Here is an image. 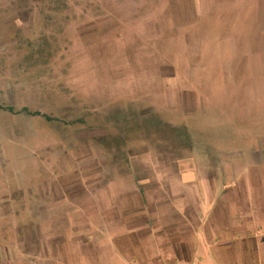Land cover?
<instances>
[{
    "label": "rangeland",
    "instance_id": "obj_1",
    "mask_svg": "<svg viewBox=\"0 0 264 264\" xmlns=\"http://www.w3.org/2000/svg\"><path fill=\"white\" fill-rule=\"evenodd\" d=\"M260 4L0 0V264H130L157 236L173 262L206 154L231 171L264 148ZM115 109L186 126L192 151L140 125L114 150Z\"/></svg>",
    "mask_w": 264,
    "mask_h": 264
},
{
    "label": "crops",
    "instance_id": "obj_2",
    "mask_svg": "<svg viewBox=\"0 0 264 264\" xmlns=\"http://www.w3.org/2000/svg\"><path fill=\"white\" fill-rule=\"evenodd\" d=\"M258 7V32L264 38V4ZM257 120L264 123V114ZM244 153L243 163L228 165L231 171L221 165L215 170L207 167L208 178L200 187L195 184L193 205H204L206 215L198 221L188 215V240L172 247L173 262L167 260L171 254L166 255L168 248L157 236L156 256L136 258L130 264H264V148ZM211 173L218 178L213 180ZM202 187L204 191H197ZM144 249L147 257L153 251Z\"/></svg>",
    "mask_w": 264,
    "mask_h": 264
},
{
    "label": "trees",
    "instance_id": "obj_3",
    "mask_svg": "<svg viewBox=\"0 0 264 264\" xmlns=\"http://www.w3.org/2000/svg\"><path fill=\"white\" fill-rule=\"evenodd\" d=\"M6 110L13 111L14 108L12 107H3ZM127 108L132 109L131 106H128ZM23 111H28L26 107L22 108ZM117 112V118L114 121V118H111L116 125L123 124L117 127L118 133L112 134L110 137V140H108V145L111 143V141H114V145L111 147L115 149L118 148L119 144L124 143L123 141L127 140L129 137V134H131V131H135L136 128L140 129V139L145 140V138L150 139L151 142L154 143L153 145H157L159 148H164L168 151L170 149L173 152V155L180 158V156L184 155L183 151L184 149L188 151H192L193 149V143L188 135V130L186 126H173L169 123H165L161 119L151 117L150 118L146 115L143 122L138 124L135 120H131L128 118V113L125 114L120 113V109H115ZM118 110V111H117ZM33 114H39V112H32ZM122 113L123 112L122 110ZM44 117L48 120H51L48 116L44 115ZM152 120V121H151ZM122 135V136H120ZM148 143V142H147ZM152 144V143H148ZM163 149V150H164ZM206 157L208 159L209 167H213L214 170L215 167L218 166V158L206 154Z\"/></svg>",
    "mask_w": 264,
    "mask_h": 264
}]
</instances>
